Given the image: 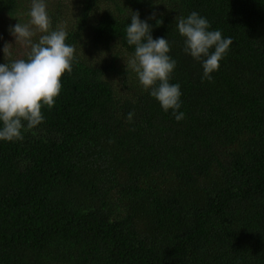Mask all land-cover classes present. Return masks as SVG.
<instances>
[{
	"label": "trees",
	"instance_id": "obj_1",
	"mask_svg": "<svg viewBox=\"0 0 264 264\" xmlns=\"http://www.w3.org/2000/svg\"><path fill=\"white\" fill-rule=\"evenodd\" d=\"M31 3L0 0V63L5 43L27 58L8 29ZM45 3L75 60L44 121L0 140V264H264V0ZM137 11L170 44L181 121L126 68ZM193 11L233 40L211 81L176 27Z\"/></svg>",
	"mask_w": 264,
	"mask_h": 264
},
{
	"label": "clouds",
	"instance_id": "obj_2",
	"mask_svg": "<svg viewBox=\"0 0 264 264\" xmlns=\"http://www.w3.org/2000/svg\"><path fill=\"white\" fill-rule=\"evenodd\" d=\"M28 23L9 26L15 43L28 49L27 58L11 60L10 45L2 49L4 62L0 63V140H23L22 130L38 126L44 121L42 108L51 109L60 95L61 78L73 70L75 48L66 44L67 32L63 27L52 29V20L45 0H32ZM155 13L148 19H154ZM162 21H159V24ZM152 25L141 20L139 12H133L126 27V41L134 46V54L125 61L145 91L158 100L162 109L173 111L177 121L184 118L181 107L182 92L178 83H170L176 61L164 37L153 38ZM176 27L184 37V52L202 63L203 79L212 80V73L219 70L220 61L227 54L233 40L224 38L221 31L209 30V21L193 11L179 17ZM40 33L38 41L33 37ZM134 113L128 114L131 122Z\"/></svg>",
	"mask_w": 264,
	"mask_h": 264
}]
</instances>
